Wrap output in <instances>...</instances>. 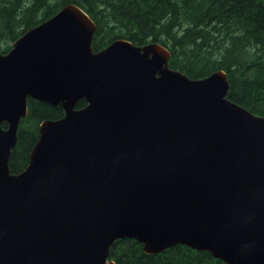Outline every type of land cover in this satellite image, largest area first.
I'll return each mask as SVG.
<instances>
[{
    "label": "water",
    "instance_id": "obj_1",
    "mask_svg": "<svg viewBox=\"0 0 264 264\" xmlns=\"http://www.w3.org/2000/svg\"><path fill=\"white\" fill-rule=\"evenodd\" d=\"M95 27L67 3L0 52V264H115L121 238L264 264V116L223 69L190 78L156 42L93 51ZM27 98L64 114L11 173Z\"/></svg>",
    "mask_w": 264,
    "mask_h": 264
},
{
    "label": "trees",
    "instance_id": "obj_2",
    "mask_svg": "<svg viewBox=\"0 0 264 264\" xmlns=\"http://www.w3.org/2000/svg\"><path fill=\"white\" fill-rule=\"evenodd\" d=\"M67 3L78 5L95 23L93 51L117 39L135 45L159 43L170 52L169 67L190 78L223 69L227 97L264 116V0H0V52H7L23 32ZM85 103L80 99L75 107ZM27 105L9 156L11 173L27 165L39 123L64 114L60 106L32 98ZM109 259L115 264H228L209 251L182 244L145 253L132 238L115 240Z\"/></svg>",
    "mask_w": 264,
    "mask_h": 264
}]
</instances>
